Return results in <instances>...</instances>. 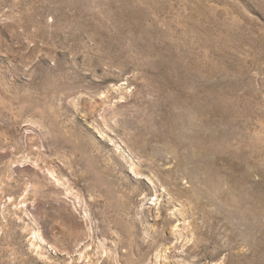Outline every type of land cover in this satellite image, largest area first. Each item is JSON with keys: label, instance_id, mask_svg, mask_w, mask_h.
Segmentation results:
<instances>
[{"label": "rangeland", "instance_id": "1", "mask_svg": "<svg viewBox=\"0 0 264 264\" xmlns=\"http://www.w3.org/2000/svg\"><path fill=\"white\" fill-rule=\"evenodd\" d=\"M0 264H264V0H0Z\"/></svg>", "mask_w": 264, "mask_h": 264}]
</instances>
